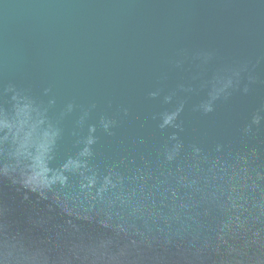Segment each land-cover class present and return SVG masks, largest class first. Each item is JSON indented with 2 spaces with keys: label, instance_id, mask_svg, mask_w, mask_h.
Here are the masks:
<instances>
[{
  "label": "water",
  "instance_id": "1",
  "mask_svg": "<svg viewBox=\"0 0 264 264\" xmlns=\"http://www.w3.org/2000/svg\"><path fill=\"white\" fill-rule=\"evenodd\" d=\"M0 264H264V0H0Z\"/></svg>",
  "mask_w": 264,
  "mask_h": 264
},
{
  "label": "clouds",
  "instance_id": "2",
  "mask_svg": "<svg viewBox=\"0 0 264 264\" xmlns=\"http://www.w3.org/2000/svg\"><path fill=\"white\" fill-rule=\"evenodd\" d=\"M207 110H210V106H209V108L207 109ZM172 116H168L166 119H165V123H168V122H170L171 120H172ZM62 179V178H61Z\"/></svg>",
  "mask_w": 264,
  "mask_h": 264
}]
</instances>
